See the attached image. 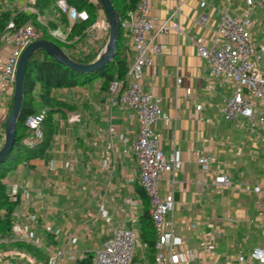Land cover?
I'll list each match as a JSON object with an SVG mask.
<instances>
[{"label":"crops","instance_id":"obj_1","mask_svg":"<svg viewBox=\"0 0 264 264\" xmlns=\"http://www.w3.org/2000/svg\"><path fill=\"white\" fill-rule=\"evenodd\" d=\"M20 2L26 4V0ZM255 6L249 0L150 2L151 15L180 26V31L151 32L149 39L160 50L150 52L154 60L144 68L142 83L146 91L160 98L169 115L168 122L156 124L164 154L168 156L176 148L183 160L182 169L164 174L160 193L174 191V210L169 217L187 245L199 252L206 235L212 237L218 251V243L237 223L264 222V125L253 128L246 117L232 120L221 112L233 88L211 73L209 62L188 36H203L211 46L222 13L230 8L237 15L251 13L258 21L252 28L254 41L262 44L264 18L255 17ZM48 18L59 22V16L50 14ZM57 27L68 35V23ZM107 36L108 31L97 37L80 36L81 46L70 48L69 53L101 52ZM123 44L129 48L131 63L135 52L129 26ZM101 81L97 78L57 90L75 109L55 113L57 129L49 143L38 155L14 162L2 178L10 199L17 200L13 221L35 231L43 243L39 249L47 253L48 246L64 249L62 264H74L86 252H94L115 229L131 227L137 216L139 230L145 211L140 169L133 153L138 117L130 118L129 108L111 103ZM254 101L257 113L264 114V99ZM201 156L208 161L199 163ZM218 175L228 177L229 183L219 185ZM255 186H260V191H255ZM263 234L264 229L255 245L264 243ZM27 244L33 245L14 236L0 242V264H44ZM142 244L140 241L137 263L147 255Z\"/></svg>","mask_w":264,"mask_h":264},{"label":"built area","instance_id":"obj_2","mask_svg":"<svg viewBox=\"0 0 264 264\" xmlns=\"http://www.w3.org/2000/svg\"><path fill=\"white\" fill-rule=\"evenodd\" d=\"M263 3L264 0H249L252 4ZM36 0H26L22 5L17 0L19 8L24 11L36 12ZM151 0H139L130 17L123 21L129 26L132 45L135 52L130 63L127 78L114 79L109 84V101L131 110L129 117L135 115L139 120L138 136L133 145V153L140 169V183L149 196V213L157 232L155 264H215L209 263L207 257L215 254V261L224 256L225 264H264V243L255 245L248 257L243 253L230 257L215 253L212 237L206 235L201 240L203 251L187 245L184 237L177 231L175 221L169 214L174 210V191L160 193V181L165 173L175 174L182 169L183 160L180 152L174 148L166 156L161 145V135L156 129L159 120L169 121V115L162 108L160 98L151 91L143 88L144 68L153 63V55L160 46L152 44L149 35L154 29L159 31H180L176 21H160L157 15L150 13ZM205 2H202L204 4ZM59 13L65 14L68 19V35L72 25L77 21H87L90 14L86 9H79L67 0H55ZM258 21L253 19L249 11L237 15L226 8L221 16V23L212 38V45L207 46L203 36L191 34L188 37L197 46L198 53L207 59L211 73L220 76L232 88V94L224 100L221 112L229 119L235 120L239 116L246 117L251 127L264 125V114L257 113L255 98L264 99V43L257 44L253 38L252 28ZM7 28L12 34L7 36L6 42L11 44L6 52H0V114L6 113V104L12 97L19 58L25 47L33 40L40 38L41 32L32 22L16 25L11 20ZM91 28L109 31V22L105 18L95 21ZM51 32L57 37L68 35L59 27ZM98 33L95 35L97 37ZM94 36V37H95ZM133 112V113H132ZM46 109L30 113L26 117V131L21 137V144L27 148H35L44 138L43 122ZM113 128H111L112 130ZM208 158L201 156L199 163H206ZM216 182L227 185L229 178L218 175ZM260 191V186L254 187ZM10 236L21 237L35 246H42L41 238L25 224L13 221ZM0 233V242L8 239ZM74 241V238L72 239ZM140 241L131 227H118L107 237L102 246L94 250L92 264H132L135 252ZM49 252L48 264H62L60 257L64 249ZM70 253L73 250L70 248ZM203 252V253H202Z\"/></svg>","mask_w":264,"mask_h":264},{"label":"trees","instance_id":"obj_3","mask_svg":"<svg viewBox=\"0 0 264 264\" xmlns=\"http://www.w3.org/2000/svg\"><path fill=\"white\" fill-rule=\"evenodd\" d=\"M70 4L75 5L79 9H86L90 14V19L87 21H77L72 25V30L68 37L75 39L77 36H85L87 29L97 20V9L101 8L98 0H67ZM139 0H113L116 9L118 10L122 21L130 17V13L135 10ZM51 3L55 6L54 0H36L34 7L40 13L49 10ZM102 9V8H101ZM103 10V9H102ZM104 12V11H103ZM105 15V13H104ZM13 16L12 10L8 7H3L2 0H0V47L3 43V36L8 31V23ZM16 25L24 22H32L38 30H42V38H48L56 41L64 49L69 48L70 45L51 37L46 32V26L41 24L39 16L34 12L16 11L14 16ZM68 23L67 16L59 13V22L56 23L52 18L47 19V24L54 28L59 24ZM127 25L122 26V33L120 43L117 48L114 58L107 63L103 68L92 72H79L73 70L62 63L50 57L44 50L38 49L29 59L27 71L24 81V98L21 114L17 123V140L8 159L0 164V231L5 236H10V228L12 227L13 211L17 206V200L10 199L7 193V187L2 181L5 172L17 160H24L28 156L38 155L45 145H47L55 133L57 126L54 122V114L61 111L75 109V104L66 101L56 92L63 88H73L85 83L91 82L94 79L101 78V88L107 93L109 92V84L114 79L125 80L127 78L128 69L130 66V51L127 45L123 44V35L127 29ZM69 52V51H68ZM98 50L91 53H83L76 55L69 53V55L82 62H90L97 58ZM11 101H8L9 106ZM42 108L46 109V116L43 122L44 138L43 141L35 148H27L21 144V137L26 131V117L35 111ZM5 138V134H4ZM4 142V141H3ZM2 142V143H3ZM2 145V144H1ZM1 147V146H0ZM140 192L144 196L145 211L141 217V224L138 230V237L147 249V255L144 260L137 263V252H135L132 264H155L156 241L157 232L154 223L149 213L150 200L149 196L140 183ZM27 246L34 250L36 254L43 259L44 264H48L49 253L39 249L37 246L27 244ZM94 259L93 252H86L81 258H78L74 264H92Z\"/></svg>","mask_w":264,"mask_h":264},{"label":"water","instance_id":"obj_4","mask_svg":"<svg viewBox=\"0 0 264 264\" xmlns=\"http://www.w3.org/2000/svg\"><path fill=\"white\" fill-rule=\"evenodd\" d=\"M98 1L109 22V31L106 43L95 60L90 62L78 61L72 58L58 43L48 38L35 39L31 41L23 50L16 68L11 106L4 122L5 138L0 147V164L8 159L17 140V123L23 105L25 74L30 57L38 49L44 50L56 61L79 72L96 71L103 68L114 58L120 43L122 26L125 24L123 23L113 0Z\"/></svg>","mask_w":264,"mask_h":264},{"label":"rangeland","instance_id":"obj_5","mask_svg":"<svg viewBox=\"0 0 264 264\" xmlns=\"http://www.w3.org/2000/svg\"><path fill=\"white\" fill-rule=\"evenodd\" d=\"M55 1V0H54ZM2 5L3 7H8L12 10L13 16L11 18V20L15 21L14 16L16 15V11H21V9L19 8V5L17 3V0H2ZM256 13H255V17L258 18H264V4L263 3H259V1H257L256 3ZM36 12L38 16H39V21L41 24H44V26H46V32L53 37L54 39L58 40L61 43H64V45H70L69 48L64 49L62 46V48L69 54V49H78L81 44V39L78 38L80 36H77L75 39H71L70 37H67L65 40H63L64 38H60L57 37L56 35H54L51 30L55 29L50 27L47 24V19L49 17V15L51 14L54 17H58L59 16V11L57 10V8L54 7V5L51 3V5L49 6V10L45 11L44 13H40L39 10L36 8ZM24 11V10H23ZM50 12V13H49ZM98 12V17H104V12L101 8L97 9ZM105 19L107 20V18L105 17ZM10 20V21H11ZM98 20V19H97ZM96 20V21H97ZM69 27V25H68ZM42 34V30H39ZM104 32V31H103ZM98 33L97 29H93V28H89L86 31V35H91V36H95ZM12 34V32L10 31V29H8V31L4 34L3 36V43L1 45V47L3 46V52L8 51V49L10 48L11 44L6 42V38L7 36H10ZM40 38H42V36H40ZM52 40V39H50ZM54 41V40H53ZM56 42V41H55ZM0 47V49H1ZM1 52V51H0ZM100 53V52H99ZM12 97H13V93H12ZM12 97L10 100H12ZM12 102V101H11ZM11 106V105H10ZM9 104H6V113L3 114V116L1 115L0 117V146L1 144H3L2 142L4 141V122L5 119L7 117V114L9 112L10 109ZM19 161V160H17ZM236 203L234 202V205ZM233 205V206H234ZM252 225L247 226V224H236L235 228H233V230H228L226 237H224L222 239V241L220 243H218V251L217 249H215L216 244L214 242V250L216 252H220L222 253L221 255H228L230 257H234L237 256L239 253H243L246 257H248L250 250L252 249V247L257 243L260 242L262 235L261 232L264 229V222L260 221L259 222H252ZM124 227H129L128 225H124ZM139 227V221H138V216L135 218V220L132 223L131 228L137 232ZM264 235V234H263ZM221 240V239H220ZM143 245V244H142ZM140 246L138 245L137 249ZM141 250V249H140ZM142 250H144V252H147V249L145 246H143ZM137 252V250H136ZM141 256V255H140ZM224 256H222V259L220 261H215V254H211L210 256H208L207 260L210 263H215V264H225L224 262ZM138 260V259H137ZM135 264V263H134Z\"/></svg>","mask_w":264,"mask_h":264}]
</instances>
